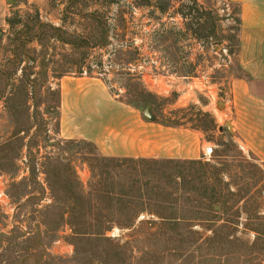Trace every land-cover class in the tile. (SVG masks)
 I'll return each mask as SVG.
<instances>
[{
  "label": "rangeland",
  "instance_id": "374dc122",
  "mask_svg": "<svg viewBox=\"0 0 264 264\" xmlns=\"http://www.w3.org/2000/svg\"><path fill=\"white\" fill-rule=\"evenodd\" d=\"M238 30L233 0H0V264H263L264 162L225 127ZM77 77L100 80L113 117L130 106L155 142L198 135L185 139L196 156L129 157L145 159L127 190L139 216L107 240L75 234L97 198L89 165L115 157L61 132L60 81Z\"/></svg>",
  "mask_w": 264,
  "mask_h": 264
},
{
  "label": "crops",
  "instance_id": "0c3cea01",
  "mask_svg": "<svg viewBox=\"0 0 264 264\" xmlns=\"http://www.w3.org/2000/svg\"><path fill=\"white\" fill-rule=\"evenodd\" d=\"M233 1L239 7L238 58L243 75L233 80L225 111L240 146L264 162V0ZM60 89L61 132L65 135L67 129L69 136L94 142L103 155L187 158L200 152L185 143L187 134L198 137L190 131L162 129L155 142L151 126L126 104L116 102L113 117L111 97L100 80L61 79Z\"/></svg>",
  "mask_w": 264,
  "mask_h": 264
},
{
  "label": "trees",
  "instance_id": "16d2710c",
  "mask_svg": "<svg viewBox=\"0 0 264 264\" xmlns=\"http://www.w3.org/2000/svg\"><path fill=\"white\" fill-rule=\"evenodd\" d=\"M9 22L12 23L10 20ZM155 34L158 35V31H155ZM181 73L183 76L192 77L195 76V69H184ZM204 113L209 116L207 112ZM141 159L97 156L95 159L96 165L94 167L89 165L91 172L89 188L91 187L97 191L95 195L97 198L95 201L93 199L89 200L85 211L80 213L83 218L91 217V221L86 222L84 220L86 223L84 221L82 222L88 228L75 231L77 237L89 239V237L95 236L96 238L107 240L109 237L106 236V232L113 226L130 230L135 227L139 212L133 210L132 207H134L133 203L135 200L127 190L132 185H136L138 178L144 175V172L140 174L143 167L138 168L137 166V162L145 160L143 158ZM171 161L164 160L161 164ZM147 181H145V185ZM117 187L118 192L115 191ZM70 203H72L69 206L71 209V215L69 216L71 222L76 217L75 213L76 210L78 211V208L76 207V202L71 201ZM112 208L119 210V214L114 216L113 212L110 211ZM93 209L99 211L93 214ZM161 218L176 222L174 217L161 216Z\"/></svg>",
  "mask_w": 264,
  "mask_h": 264
},
{
  "label": "built area",
  "instance_id": "2783aa9c",
  "mask_svg": "<svg viewBox=\"0 0 264 264\" xmlns=\"http://www.w3.org/2000/svg\"><path fill=\"white\" fill-rule=\"evenodd\" d=\"M213 151H214L213 150V146L208 144L205 147H203L202 156L203 157H209V156H211L213 154ZM5 199H6V194H5L4 190L1 187V181H0V203H3L5 201ZM262 263L264 264V260L262 261Z\"/></svg>",
  "mask_w": 264,
  "mask_h": 264
},
{
  "label": "water",
  "instance_id": "95a60500",
  "mask_svg": "<svg viewBox=\"0 0 264 264\" xmlns=\"http://www.w3.org/2000/svg\"><path fill=\"white\" fill-rule=\"evenodd\" d=\"M218 103H219V102H218ZM219 104H221V102H220ZM149 107H150V105H146V107H145V109H144V111H143V117H144L145 119L151 117V114H150V112H149ZM225 127H226L229 131H231V128H232L231 122H230V121H225ZM219 129H222V128L220 127Z\"/></svg>",
  "mask_w": 264,
  "mask_h": 264
}]
</instances>
